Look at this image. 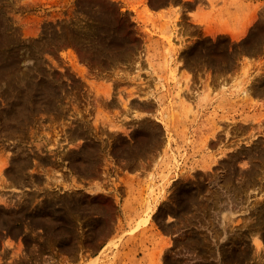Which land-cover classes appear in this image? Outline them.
<instances>
[{"label":"rangeland","instance_id":"374dc122","mask_svg":"<svg viewBox=\"0 0 264 264\" xmlns=\"http://www.w3.org/2000/svg\"><path fill=\"white\" fill-rule=\"evenodd\" d=\"M0 264H264V0H0Z\"/></svg>","mask_w":264,"mask_h":264},{"label":"crops","instance_id":"0c3cea01","mask_svg":"<svg viewBox=\"0 0 264 264\" xmlns=\"http://www.w3.org/2000/svg\"><path fill=\"white\" fill-rule=\"evenodd\" d=\"M210 31H212L213 34H216V33H217V30H216V31L210 30ZM231 35L234 36V32H232ZM17 244H18V243H17Z\"/></svg>","mask_w":264,"mask_h":264}]
</instances>
